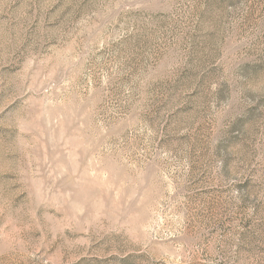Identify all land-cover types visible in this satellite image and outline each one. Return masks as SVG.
Instances as JSON below:
<instances>
[{"label":"rangeland","instance_id":"rangeland-1","mask_svg":"<svg viewBox=\"0 0 264 264\" xmlns=\"http://www.w3.org/2000/svg\"><path fill=\"white\" fill-rule=\"evenodd\" d=\"M0 264H264V0H0Z\"/></svg>","mask_w":264,"mask_h":264}]
</instances>
